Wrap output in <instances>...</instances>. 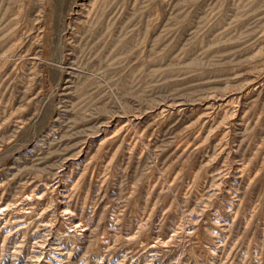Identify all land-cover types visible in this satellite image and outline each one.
<instances>
[{
  "label": "rangeland",
  "instance_id": "obj_1",
  "mask_svg": "<svg viewBox=\"0 0 264 264\" xmlns=\"http://www.w3.org/2000/svg\"><path fill=\"white\" fill-rule=\"evenodd\" d=\"M0 264H264V0H0Z\"/></svg>",
  "mask_w": 264,
  "mask_h": 264
},
{
  "label": "bare ground",
  "instance_id": "obj_2",
  "mask_svg": "<svg viewBox=\"0 0 264 264\" xmlns=\"http://www.w3.org/2000/svg\"><path fill=\"white\" fill-rule=\"evenodd\" d=\"M79 4V3H78ZM77 13V12H76ZM73 15V14H72ZM73 17V16H72ZM69 18V17H68ZM37 31V30H36ZM23 49V48H22ZM41 51H43V50H41ZM67 54V53H66ZM71 60V59H70ZM43 61V60H42ZM63 65H65V64H63ZM55 67V66H54ZM71 69V68H70ZM66 70V69H65ZM77 70V69H76ZM75 70V71H76ZM73 71H74V69H73ZM80 71V70H79ZM67 85V84H66ZM57 86H58V84H57ZM64 87V86H63ZM53 97V96H52ZM58 101V100H57ZM58 105V104H57ZM60 105V104H59ZM69 115V114H68ZM40 117V116H39ZM56 118V117H55ZM44 248V247H43ZM51 251V250H50Z\"/></svg>",
  "mask_w": 264,
  "mask_h": 264
}]
</instances>
